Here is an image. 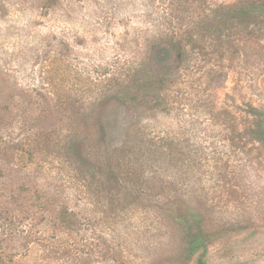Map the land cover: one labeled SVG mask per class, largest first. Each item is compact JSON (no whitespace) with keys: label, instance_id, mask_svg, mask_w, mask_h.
<instances>
[{"label":"rangeland","instance_id":"374dc122","mask_svg":"<svg viewBox=\"0 0 264 264\" xmlns=\"http://www.w3.org/2000/svg\"><path fill=\"white\" fill-rule=\"evenodd\" d=\"M237 1L0 0V101L11 99L16 117L7 134L12 144L50 135L57 149L28 158L22 175L78 212L74 230L52 240L40 209L0 197L1 264H180L178 213L215 234L206 264H264V143L253 137L264 30L247 56L220 33L218 7ZM163 65L160 86L146 88L145 73ZM19 96L32 103L25 125ZM86 137L88 158L78 145ZM135 143L147 184L131 205L115 193L112 212L101 173L115 149ZM80 165L90 200L76 188Z\"/></svg>","mask_w":264,"mask_h":264},{"label":"trees","instance_id":"16d2710c","mask_svg":"<svg viewBox=\"0 0 264 264\" xmlns=\"http://www.w3.org/2000/svg\"><path fill=\"white\" fill-rule=\"evenodd\" d=\"M216 18L220 33L222 34L223 31L228 30L230 32L228 36L232 37L231 39L236 45L240 42L239 50L244 51L245 56H247V51L255 50L250 45L255 44L254 41L263 35L261 31L264 30V1L239 0L232 4L221 5L216 11ZM252 38H254V40H251ZM167 51L169 52V49H162L158 56L168 55L169 53ZM170 69V65H163L152 75H149L151 71H147L144 76L148 75V77L143 78L147 86L146 88L159 87L166 70ZM1 79L3 81L2 85H5V79L3 77ZM19 97L22 102L16 107V114L20 117L21 123L25 125L27 110L32 103L21 96ZM12 104L11 99L9 101H0V192H6V194H1L0 197L16 198L15 201H20L27 206L28 209H40L39 212L42 213L44 225L50 232L51 239L54 240L58 233H68L74 230L75 224H78V212L70 207V202L68 204L66 201H62L58 195L54 193L51 194L50 192H38L36 186L32 185L33 183L26 177L30 175V166L27 165L26 161L28 162L29 159L38 154L49 155L51 150L54 151L57 149H55V146L51 148L49 143L50 135H45L40 140V133H36L32 137L27 136L17 144H12L13 141H10L9 133L7 134L9 127H11L14 120H16L12 112V110H14L11 107ZM49 104L55 105L56 101H49V103L45 101V105ZM68 105L73 108L74 104L68 102ZM255 116H257V120L253 131V137L256 141L264 143V113L256 112ZM66 118L69 119L71 126L75 124L76 117L74 114H70ZM85 140H87V137L78 145L82 148V156L88 158L87 156L93 153L87 149ZM32 143H35L33 147ZM24 146L30 149L27 150ZM62 148L64 149V147ZM71 148H75L73 151H75L76 156H78L76 143L72 145ZM146 150L148 154H150L149 156L158 154L157 150ZM136 152L142 155L144 154V150L140 148L139 143L133 144L132 147H129L127 150H125L124 146L115 149L109 155L106 171L101 173L104 177L100 185L103 187L106 198L109 197V203H107L106 207L112 212H115L116 209L113 202L115 200L119 201L115 193L121 194V190H124L125 195H123L121 200L131 205L134 202H139L140 196L144 192L143 186L146 185L147 182L143 177V173L141 172V174H139L140 164L138 157L133 158ZM80 166H78L79 169H77L79 174L76 175L77 172L73 173V177L77 182L81 179L76 188L79 190L78 192L80 194H83L84 199L90 200L88 183L85 177L82 176L83 169L82 165ZM23 173L26 174V176L22 175ZM16 174H18V179L16 181H20L21 183L15 185L13 175L15 176ZM128 186H130L129 189ZM123 208L124 207L121 209ZM176 209L183 208L178 207ZM117 213L118 212L113 216H119ZM174 219L175 222L183 227L182 229L184 232V237L180 241L176 252L179 263L185 264L196 256L194 264H206L205 251L207 244L213 240L215 234L199 224V215L178 213ZM13 233L16 234L17 232ZM114 253V255L111 254V256H113V258H111L113 263L118 261L116 259V252ZM67 263L73 264L74 259H71ZM75 264L80 263L75 262Z\"/></svg>","mask_w":264,"mask_h":264}]
</instances>
